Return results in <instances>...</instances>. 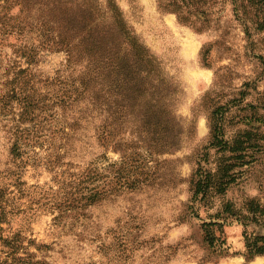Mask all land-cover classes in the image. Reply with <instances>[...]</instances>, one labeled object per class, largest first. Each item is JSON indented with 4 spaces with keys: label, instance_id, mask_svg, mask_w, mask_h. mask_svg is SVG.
<instances>
[{
    "label": "rangeland",
    "instance_id": "obj_1",
    "mask_svg": "<svg viewBox=\"0 0 264 264\" xmlns=\"http://www.w3.org/2000/svg\"><path fill=\"white\" fill-rule=\"evenodd\" d=\"M86 1L106 24L122 25V40L150 54L140 67L135 59L141 105L132 110L121 99L118 119L112 100L100 114L103 98L85 85L86 57L69 63L36 27L24 29L18 44L0 31V188L13 197L5 233L21 231L25 245L34 240L30 251L48 264H264V255L244 256L236 222L224 227L227 250L210 247L190 208L199 162L213 166L216 158L209 145L217 108L227 136L249 129L263 137L244 181L224 198L238 207L253 197L264 203V0H186L184 21L163 0ZM37 16L25 18L37 23ZM20 68L28 72L17 74ZM13 85L37 99L33 114H23L17 98L3 99ZM113 88L108 102L120 97ZM17 129L27 130L17 139ZM89 167L107 174L104 197L85 209L61 206Z\"/></svg>",
    "mask_w": 264,
    "mask_h": 264
},
{
    "label": "trees",
    "instance_id": "obj_2",
    "mask_svg": "<svg viewBox=\"0 0 264 264\" xmlns=\"http://www.w3.org/2000/svg\"><path fill=\"white\" fill-rule=\"evenodd\" d=\"M185 1L163 0L162 5L178 13L180 20L184 21L187 19V13L184 11ZM14 5L20 7L18 15H16L18 12L11 14L10 8ZM6 8L7 11L4 12ZM35 11H38V16L33 19H36L37 23L25 18ZM95 13L96 6L86 0H21L12 2L9 6L0 5V31L3 35H8L9 40L16 39L18 44L22 41L18 36L24 34V29L36 27L41 33L42 43L68 52L69 63L74 62L75 56L86 57L88 62L85 85L89 90L94 89L97 99L103 98V111L100 114L107 113L105 106L112 105L113 100L114 115L120 119L125 113L124 105H120L121 99H125L132 110L138 109L141 105L140 86L134 82L139 76L135 59L139 58L137 66L140 67V61L150 62L151 56L144 51L138 52L132 45L133 41L122 40L120 36L122 25L106 24L104 17H96ZM5 39L4 36L0 37V45ZM25 48L26 45L21 47L23 56L30 58L32 55L25 51ZM129 52L132 54H127ZM27 72V68H20L17 74L25 75ZM112 84L120 97L108 102L110 96L106 94L107 91H111ZM82 87L81 91H85L84 84ZM14 98H17L25 109L23 114L31 112L33 114L38 101L29 93V88L24 85L18 89L13 85L3 99L9 102ZM146 105L150 104L144 106ZM222 114L217 108L210 117L212 139L209 148L215 150L216 158L213 166H209L208 162L206 165L199 162L192 181L190 208L194 216L201 220L204 239L214 249L227 250V247H224V227L234 222L241 224L245 242L243 254L251 261L256 256L264 255V203L253 197L238 207L233 202L225 200L224 196L232 185L244 181L250 164L256 160L255 148L261 146L263 137H257L256 133L249 129L239 130L231 137L227 136L225 117ZM104 118L103 135L107 137V114ZM31 119L27 120L33 121ZM26 130L17 129V134H21L17 139L23 137ZM19 148L16 142L13 149L18 152L17 155H20ZM206 154H210V151ZM106 175L95 167L85 169L76 176L74 185L65 193L64 199L62 197L60 205H64L65 208L74 205L85 209L99 201L105 194L100 181ZM9 192L8 188H0V244L3 247L2 254L0 252V264H48L44 259H37L36 253L30 251L28 244L35 245L34 240L29 239L25 245L27 237L21 231L5 233L3 223L10 220L8 216L13 212L8 207L9 200L13 199L8 196ZM203 210L206 212L204 216L201 215ZM36 246L38 249L46 248L45 245Z\"/></svg>",
    "mask_w": 264,
    "mask_h": 264
}]
</instances>
